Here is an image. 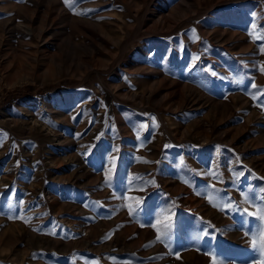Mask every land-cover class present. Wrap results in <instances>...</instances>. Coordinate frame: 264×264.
<instances>
[{
    "label": "rangeland",
    "instance_id": "rangeland-1",
    "mask_svg": "<svg viewBox=\"0 0 264 264\" xmlns=\"http://www.w3.org/2000/svg\"><path fill=\"white\" fill-rule=\"evenodd\" d=\"M68 4L0 0V264H264V0Z\"/></svg>",
    "mask_w": 264,
    "mask_h": 264
},
{
    "label": "bare ground",
    "instance_id": "bare-ground-1",
    "mask_svg": "<svg viewBox=\"0 0 264 264\" xmlns=\"http://www.w3.org/2000/svg\"><path fill=\"white\" fill-rule=\"evenodd\" d=\"M3 126V125H2ZM0 136H1V134H0ZM1 138V137H0ZM0 144L2 145V146H4L3 148H6V147H8V145H9V142H6V141H4L3 142V140L2 139H0ZM12 160L13 161H15V155H13V157H12ZM14 167H15V165H14V163L12 162L10 165H8V167H6V168H10V169H14ZM7 169V170H8ZM13 187H12V193H23V191H24V189H23V187H19V186H17V185H12ZM4 188V186L2 185H0V191L2 190ZM2 192V191H1Z\"/></svg>",
    "mask_w": 264,
    "mask_h": 264
},
{
    "label": "snow or ice",
    "instance_id": "snow-or-ice-1",
    "mask_svg": "<svg viewBox=\"0 0 264 264\" xmlns=\"http://www.w3.org/2000/svg\"><path fill=\"white\" fill-rule=\"evenodd\" d=\"M65 3H66V5H68L70 8L72 7V5H69V4H68V0H65ZM213 75H215V73H213ZM260 212H261L262 214H264V208H261V209H260Z\"/></svg>",
    "mask_w": 264,
    "mask_h": 264
}]
</instances>
